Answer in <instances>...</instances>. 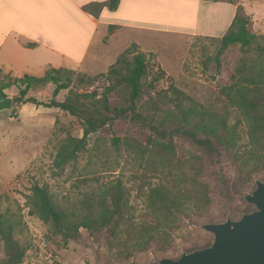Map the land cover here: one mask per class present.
<instances>
[{
	"label": "rangeland",
	"instance_id": "374dc122",
	"mask_svg": "<svg viewBox=\"0 0 264 264\" xmlns=\"http://www.w3.org/2000/svg\"><path fill=\"white\" fill-rule=\"evenodd\" d=\"M226 1L243 8L250 20V32L264 46V0ZM161 42L154 54H146L149 73L143 89L144 114L152 111L147 105L172 110L173 87L206 111L226 116L228 126L236 127L241 135L237 146L213 143L215 150L207 152L179 134L162 138L149 122L126 113L91 135L77 159L57 170L53 166L56 152L67 136L82 137L81 122L59 110L32 104H26L20 113L18 106L0 113V215L13 223L16 239L27 248L21 264H152L163 258L177 259L184 252L212 242V236L201 225L224 222L228 217L237 220L247 207L253 210L246 205L244 196L254 190L256 180L264 182V170L249 180L241 174L240 162L248 148L246 126L225 93L245 77L264 75V52L232 45L223 53L218 66L214 57L219 43L215 39L167 35ZM131 57L127 56L128 60ZM107 72L91 77L63 70L59 77L63 82L69 77V89L77 94L96 90L100 98L110 83ZM153 77L159 80L150 88L148 83ZM100 79L103 86L97 85ZM53 90L54 85H44L35 89L34 95L39 101L48 102ZM67 93L68 90L61 91L57 101H63ZM107 104L110 109L124 108L123 95L110 94ZM149 138L172 142L178 158L191 155L204 158L207 168L203 181L210 187L211 204L200 209L189 203L177 223L169 227L161 225L159 231L165 230L161 233L163 245L139 252L132 247L137 237L133 229L142 230L144 224L154 222L145 202L148 188L162 184L179 186L173 162L153 157L144 149ZM115 139L118 144H114ZM117 181L127 191L129 212L116 236L107 231L81 230L77 240L65 243L30 214L27 198L34 184L46 187L61 209L80 212L82 202ZM39 233L44 234L45 252L38 248L34 237Z\"/></svg>",
	"mask_w": 264,
	"mask_h": 264
},
{
	"label": "trees",
	"instance_id": "16d2710c",
	"mask_svg": "<svg viewBox=\"0 0 264 264\" xmlns=\"http://www.w3.org/2000/svg\"><path fill=\"white\" fill-rule=\"evenodd\" d=\"M119 1L108 0L106 8L109 11H115ZM250 27L248 16L241 6H237L228 31L221 38L215 39L219 43L214 57L218 66L221 56L232 45L237 44L243 49L264 52V46L256 41V36L250 32ZM133 49L135 47L131 46L109 68L107 77L110 83L104 88L100 98H97L99 94L96 90L90 94L79 95L69 89L70 78L67 77L63 82L59 77L63 70L50 69L40 78L25 75L20 79L10 80L11 83L0 84L1 92L12 86L17 89V95L12 98V107L32 104L36 107L59 110L81 122L82 137L67 136L62 141L53 161L55 169L61 170L75 161L79 153L86 148L87 140L91 135L109 126L115 119L123 117L126 113L134 119L149 122L153 125L156 135L162 138L179 134L207 152L215 150L213 143L230 148L237 146L241 135L236 127L228 126L226 116L206 111L173 87H171V93L174 98L170 100L173 105L172 110H162L156 105H147L152 111L144 114L143 89L149 73L148 60L145 54L134 53ZM129 55H132L130 60L127 58ZM158 80L159 77H153L148 87L153 88V84ZM48 84L54 85L52 98L48 102L28 96L30 91ZM66 90L68 93L65 99L62 102L57 101L58 94ZM117 92L123 95L125 107L110 109L107 97ZM225 95L245 122L248 148L241 159L240 172L245 180H249L252 175L264 170V75L260 74L254 78L245 77L238 86L226 90ZM158 113L163 115L160 117ZM15 117V113L12 112V118ZM157 117L160 118L157 119ZM118 142L114 140V144ZM144 149H148V153L153 157H161L168 162H173L179 175L177 178L179 186L162 184L148 188L144 195L145 202L154 222L144 224L142 230L133 229L137 237L132 247L139 252H144L152 246L163 245L162 234L165 230L159 231L161 225L169 227L177 223L179 216L186 213L189 203H194L200 209L211 204L210 187L203 181L207 167L202 156L191 155L189 158H178L172 142L165 143L155 138H149ZM27 201L30 214L47 225L52 234L58 235L65 243L77 240L81 230L107 231L111 236H116L129 212V197L120 181L100 189L97 194L82 202L80 212H68L61 209L54 203L48 189L37 184L30 189ZM252 211H249L247 207L242 215ZM26 251V246L15 237L13 223L0 215V255H2L0 264H21Z\"/></svg>",
	"mask_w": 264,
	"mask_h": 264
},
{
	"label": "crops",
	"instance_id": "0c3cea01",
	"mask_svg": "<svg viewBox=\"0 0 264 264\" xmlns=\"http://www.w3.org/2000/svg\"><path fill=\"white\" fill-rule=\"evenodd\" d=\"M107 1L0 0V84L50 69L99 76L131 46L154 54L167 35L219 39L237 7L226 0H120L109 11ZM17 92L3 91L10 98Z\"/></svg>",
	"mask_w": 264,
	"mask_h": 264
},
{
	"label": "water",
	"instance_id": "95a60500",
	"mask_svg": "<svg viewBox=\"0 0 264 264\" xmlns=\"http://www.w3.org/2000/svg\"><path fill=\"white\" fill-rule=\"evenodd\" d=\"M12 98L0 91V113L10 111ZM251 213L237 220L207 223L200 228L212 236L208 247L182 253L177 259L163 258L152 264H264V182L244 196Z\"/></svg>",
	"mask_w": 264,
	"mask_h": 264
},
{
	"label": "built area",
	"instance_id": "2783aa9c",
	"mask_svg": "<svg viewBox=\"0 0 264 264\" xmlns=\"http://www.w3.org/2000/svg\"><path fill=\"white\" fill-rule=\"evenodd\" d=\"M103 79H100L99 83L97 84L98 86H103L104 84ZM37 238L36 242H37V246L40 250L45 252L46 249V241L44 239V234L39 233L38 236H34Z\"/></svg>",
	"mask_w": 264,
	"mask_h": 264
}]
</instances>
